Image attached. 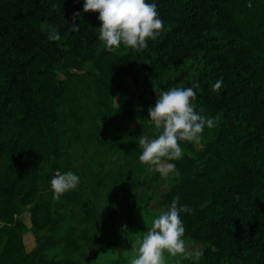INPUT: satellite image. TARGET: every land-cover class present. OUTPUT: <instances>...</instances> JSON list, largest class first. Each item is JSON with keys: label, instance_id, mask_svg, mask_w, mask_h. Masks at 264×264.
Masks as SVG:
<instances>
[{"label": "trees", "instance_id": "trees-1", "mask_svg": "<svg viewBox=\"0 0 264 264\" xmlns=\"http://www.w3.org/2000/svg\"><path fill=\"white\" fill-rule=\"evenodd\" d=\"M147 2L157 5L162 32L143 52L117 53L100 41L99 13H85V0H0V264H79L47 255L55 242L48 233L66 215L51 188L64 157L61 110L78 82L94 84L116 123L113 135L98 138L106 147L142 133L156 138L148 110L157 93L198 82L196 111L214 126H205L204 144L180 142L183 157L171 161L180 175L160 205L178 196L191 209L180 215L185 236L205 245L203 264H264V0ZM52 29L59 41L49 39ZM141 216L136 206L124 234ZM113 246L125 245L110 243L90 260Z\"/></svg>", "mask_w": 264, "mask_h": 264}, {"label": "rangeland", "instance_id": "rangeland-1", "mask_svg": "<svg viewBox=\"0 0 264 264\" xmlns=\"http://www.w3.org/2000/svg\"><path fill=\"white\" fill-rule=\"evenodd\" d=\"M119 51L128 49L121 46L116 50ZM72 91L71 104L61 110L65 123L64 157L57 170L61 173L72 171L80 177V184L77 190L55 200L65 209L66 215L59 228L48 233L54 236L55 242L47 247V255L56 260L70 258L79 264H130L135 257L132 245L151 227L160 209L169 207L161 206L160 199L172 187L174 175L162 177L149 171L139 160L142 152L139 140L131 141L133 144L126 140L114 147L100 145L98 138L113 135L117 130L116 123L108 116L92 82L75 83ZM125 124L133 128L139 126L135 120H128ZM141 135L150 139L146 133ZM209 137V132L203 133L200 143L204 144ZM189 154L197 158L195 152ZM136 206H142V216L131 232L124 234L126 220ZM23 219L30 227L28 210H25ZM25 238L30 246L32 234L28 232ZM184 239L190 247L201 250L205 246L186 236ZM74 241L78 248L72 247ZM118 242L125 246L110 247L90 260L95 250ZM166 260L167 264H203L193 259L178 262V258L170 256H166Z\"/></svg>", "mask_w": 264, "mask_h": 264}, {"label": "clouds", "instance_id": "clouds-1", "mask_svg": "<svg viewBox=\"0 0 264 264\" xmlns=\"http://www.w3.org/2000/svg\"><path fill=\"white\" fill-rule=\"evenodd\" d=\"M84 12L99 13V39L109 52L121 46L143 52L148 47V41H154L164 26L157 5L147 0H85ZM79 16L80 13H74L72 18L71 30L74 32L79 31L75 22ZM60 38L55 29L50 30V40L59 41ZM222 84L221 78L213 86V91L219 92ZM196 87H199L198 82H193V87H173L157 93L155 106L148 110L157 136L149 139L141 135L138 142L142 150L139 160L149 171H155L162 177H179L180 172L171 161L183 157L180 142L199 144L205 126H214L212 119L201 114L203 108L196 111ZM79 184L80 177L72 171L57 172L51 180L53 199L59 201L64 194L77 190ZM178 204L177 196L167 210L160 209L151 227L132 245L135 257L130 264H167L166 256L178 258V262L183 259L200 260L203 252L190 247L184 239L186 228L180 214L191 209Z\"/></svg>", "mask_w": 264, "mask_h": 264}, {"label": "crops", "instance_id": "crops-1", "mask_svg": "<svg viewBox=\"0 0 264 264\" xmlns=\"http://www.w3.org/2000/svg\"><path fill=\"white\" fill-rule=\"evenodd\" d=\"M25 236H26V235H25ZM32 237H33V235H32ZM24 239H25V244H26V246H27L28 244L26 243V238H24ZM29 244H30V246H27V248H29L30 250H31V249H33V248L35 247V245H36V242H35V239H34V237H33V238H31V240H30Z\"/></svg>", "mask_w": 264, "mask_h": 264}, {"label": "built area", "instance_id": "built-area-1", "mask_svg": "<svg viewBox=\"0 0 264 264\" xmlns=\"http://www.w3.org/2000/svg\"><path fill=\"white\" fill-rule=\"evenodd\" d=\"M57 172L61 173L60 171H56L55 174H54V176L57 174ZM3 225H4V223L0 222V227H2Z\"/></svg>", "mask_w": 264, "mask_h": 264}]
</instances>
